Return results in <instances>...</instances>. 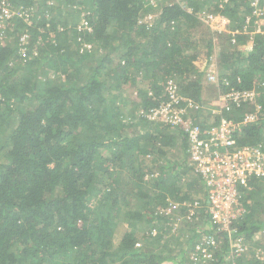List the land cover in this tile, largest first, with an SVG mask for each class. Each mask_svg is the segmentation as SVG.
Here are the masks:
<instances>
[{
    "label": "trees",
    "instance_id": "16d2710c",
    "mask_svg": "<svg viewBox=\"0 0 264 264\" xmlns=\"http://www.w3.org/2000/svg\"><path fill=\"white\" fill-rule=\"evenodd\" d=\"M6 1L19 15L0 23V264H264V180L240 189L245 211L232 239L247 248L231 255L187 162L186 134L145 115L166 99L169 78L202 102L198 40L209 54L211 39L192 32L200 15L220 13L240 32L234 42L226 32L225 71L212 87L255 96L210 107L197 123L230 118L236 146L264 149V34L244 27L252 0ZM128 86L133 98L123 97ZM248 113L256 118L243 123ZM196 202L194 227L172 231L162 210L184 217ZM203 234L218 247L198 263L190 252Z\"/></svg>",
    "mask_w": 264,
    "mask_h": 264
},
{
    "label": "built area",
    "instance_id": "2783aa9c",
    "mask_svg": "<svg viewBox=\"0 0 264 264\" xmlns=\"http://www.w3.org/2000/svg\"><path fill=\"white\" fill-rule=\"evenodd\" d=\"M146 1L155 4L157 0ZM261 9L260 12L255 9V18L263 16L264 19V5L259 10ZM16 15H19L18 11H15L8 1L0 0V23H5ZM153 17L154 15L149 13L142 18L141 22L149 24ZM202 19L213 30L229 33L232 42L235 41V35L240 32L237 29H229L230 19L223 14L204 13ZM81 25L87 27L86 21L82 20L79 26ZM251 34H264V20H255V29ZM206 79L214 86L220 84V75L216 72H207ZM223 82L227 85V81ZM220 91L217 90L216 93L219 106L211 109L213 112L217 108L228 109L229 102H248L255 96L253 90L230 88L224 93ZM164 92L166 99L145 115L151 121L162 122L171 129L183 131L186 134L187 162L205 182L209 220L229 237V253L239 255L247 248L242 238L232 239L235 231L234 222L245 211L240 201V189L247 185L250 178L264 180V149L259 146H236L234 133L238 123L227 117H221L218 123L209 129H202L196 118H201L206 113L203 103L195 102L182 95L174 79L167 80ZM184 102L185 107H183ZM255 118V114L248 113L242 122L253 121ZM196 204L197 202L187 209L184 217L175 215L176 211L173 212L171 207H166L162 211L174 219L175 229L182 223L194 222L197 215ZM136 246H140V243H136ZM217 247L218 242L213 236L203 234L199 243L194 245V250L190 252V258L198 263L209 261Z\"/></svg>",
    "mask_w": 264,
    "mask_h": 264
},
{
    "label": "rangeland",
    "instance_id": "374dc122",
    "mask_svg": "<svg viewBox=\"0 0 264 264\" xmlns=\"http://www.w3.org/2000/svg\"><path fill=\"white\" fill-rule=\"evenodd\" d=\"M159 1H174V0H159ZM177 1V0H176ZM254 0H252V4L253 6H255V9H257V11H262L259 10L262 6H258L259 0H256L255 2H253ZM256 15V13H254ZM203 15V14H202ZM202 15L199 16L198 20H199V24L196 25V28L193 29V36H195L197 39H211V50L208 54L209 48L207 47V44L204 42L199 41V50H200V54H199V60H198V66L201 67L202 69L205 65H206V70H205V75L203 77V82H202V86H203V90H202V103L204 105V111H208V108L212 107L215 108L216 106H219V101L217 99V94L213 89V85L206 79V73L207 72H216L218 73L220 76L223 75L224 73V68L223 65H221L218 61L219 59V51L222 47V45H224V40H225V34L226 32H218L216 30H213L212 28H210L202 19ZM263 16H258L256 18H254L252 21V23H249L248 25L244 26L246 31H249V34H251V32L255 29V20H264L262 18ZM248 29V30H247ZM195 38V39H196ZM125 90V91H124ZM124 91V92H123ZM122 91L123 97L127 96L130 98H133V96H135L136 91L132 86H128V87H124ZM221 92V91H220ZM249 107L251 105H248ZM248 107V109H249ZM206 109V110H205ZM263 133H264V129H263ZM264 136V134H263ZM264 141V139H263ZM190 195V193H189ZM190 197V198H189ZM194 197L193 193L188 196V198L181 200V202L183 204H186L187 206L191 205V199ZM262 197H264V194L262 195ZM174 212V210H173ZM177 212V211H176ZM195 224V221L193 223L190 224V228H193ZM189 225L187 223H182V226L180 225L178 228H172V231L176 232L177 229L179 230V228H182L183 232H186L185 229H188ZM200 239L197 241V244L199 243ZM256 242V241H255Z\"/></svg>",
    "mask_w": 264,
    "mask_h": 264
}]
</instances>
